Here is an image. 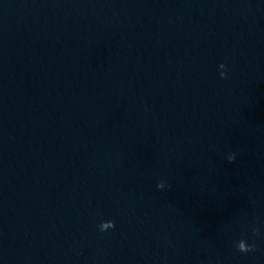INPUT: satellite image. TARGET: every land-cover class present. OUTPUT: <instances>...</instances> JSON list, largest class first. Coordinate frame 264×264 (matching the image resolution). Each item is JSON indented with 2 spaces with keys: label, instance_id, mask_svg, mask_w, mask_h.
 <instances>
[{
  "label": "water",
  "instance_id": "95a60500",
  "mask_svg": "<svg viewBox=\"0 0 264 264\" xmlns=\"http://www.w3.org/2000/svg\"><path fill=\"white\" fill-rule=\"evenodd\" d=\"M0 264H264V0H0Z\"/></svg>",
  "mask_w": 264,
  "mask_h": 264
},
{
  "label": "clouds",
  "instance_id": "9594fccd",
  "mask_svg": "<svg viewBox=\"0 0 264 264\" xmlns=\"http://www.w3.org/2000/svg\"><path fill=\"white\" fill-rule=\"evenodd\" d=\"M252 250H253V247H252V248H249V249H247V251H248V252H250V251H252Z\"/></svg>",
  "mask_w": 264,
  "mask_h": 264
}]
</instances>
